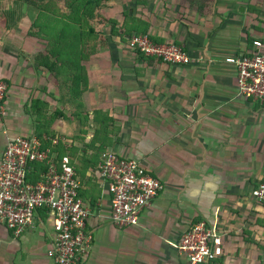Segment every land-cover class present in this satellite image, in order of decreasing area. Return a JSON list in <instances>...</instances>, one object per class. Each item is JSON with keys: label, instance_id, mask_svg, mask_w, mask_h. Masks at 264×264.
<instances>
[{"label": "crops", "instance_id": "0c3cea01", "mask_svg": "<svg viewBox=\"0 0 264 264\" xmlns=\"http://www.w3.org/2000/svg\"><path fill=\"white\" fill-rule=\"evenodd\" d=\"M132 1L137 12L117 13L121 35L106 43L110 52L81 60L87 88L79 95L69 78L65 83L36 61L41 47L31 42L30 15L16 18L12 8L1 14L8 28L0 37L7 84L0 160L9 139L38 133L42 147L68 158L89 210L91 246L77 264H186L177 244L197 222L222 240L221 255L204 264H264V200L252 194L264 182V101L238 93L235 66L225 61L254 39L264 44V4ZM136 26L157 42L182 46L191 62L141 57L125 33ZM108 151L139 161L162 184L135 224L110 219L111 196L98 170ZM32 168L28 178L40 179L43 165ZM53 237L42 209L18 236L0 222V264H54Z\"/></svg>", "mask_w": 264, "mask_h": 264}, {"label": "built area", "instance_id": "2783aa9c", "mask_svg": "<svg viewBox=\"0 0 264 264\" xmlns=\"http://www.w3.org/2000/svg\"><path fill=\"white\" fill-rule=\"evenodd\" d=\"M128 45L170 64H188L192 60L182 46L154 42L148 34L131 36ZM225 61L235 66L238 93L263 102L264 44L254 39L250 49L226 56ZM6 90V82L0 79V113L4 112ZM51 142L58 140L52 138ZM34 163H41L43 170L41 178L32 181L28 173ZM98 170L111 196L110 219L118 226L137 223L143 208L162 190L159 179L139 161L113 151L104 155ZM78 188L68 158L42 147V139L18 135L7 141L0 160V222L18 236L34 225L39 209L46 211L54 235L48 256L54 264H77L91 246V236L86 231L89 210L79 198ZM252 194L257 200H264V182ZM177 248L186 264H204L221 255L222 240L212 228L197 222L182 233Z\"/></svg>", "mask_w": 264, "mask_h": 264}, {"label": "trees", "instance_id": "16d2710c", "mask_svg": "<svg viewBox=\"0 0 264 264\" xmlns=\"http://www.w3.org/2000/svg\"><path fill=\"white\" fill-rule=\"evenodd\" d=\"M19 1L22 2L11 0L16 5ZM109 3L110 0H27V4L37 9L36 17L46 15L51 19L42 26L35 18L30 27L29 36L37 39L42 36L41 40L46 41V49L36 55V61L51 74L62 75L65 83L69 78L72 90L74 84L79 87V91H74V94L79 95L87 88L86 70L81 60L88 58L96 50L98 33L94 24L102 20L106 26L111 27L112 35H121L116 18H112L106 9ZM11 13L17 15L14 8ZM36 27L42 31L39 38L33 34ZM6 28L7 24L0 19V37ZM144 31L145 29L136 26V29L127 28L125 33L131 37ZM151 40L157 42L153 38ZM88 41L92 42L90 46L87 45ZM136 52L141 57L144 56ZM37 137L41 139L42 136L38 133ZM45 144L48 145L47 142Z\"/></svg>", "mask_w": 264, "mask_h": 264}, {"label": "rangeland", "instance_id": "374dc122", "mask_svg": "<svg viewBox=\"0 0 264 264\" xmlns=\"http://www.w3.org/2000/svg\"><path fill=\"white\" fill-rule=\"evenodd\" d=\"M253 1L255 2L254 4H258V5H261V6H263L262 4H264L263 3L264 0H257L258 2H256V0H253ZM132 3H133L132 0H110V3L107 4L108 6H107L106 9L108 10V13H109V15L112 18H116L117 13H119L121 11V9L123 11H125V10L130 11L131 13L137 12L136 9H135V7L134 8H131L130 7V5ZM20 4H21V6H20ZM11 7L14 8L15 11H17L16 14H19L20 11H25L26 14H29L30 15V20H33L32 22H34V20L36 18V21H38V23H42V26H44V23L46 24L48 20H51L50 17H48L46 15H44V16L38 15L36 17V15H37V13H36L37 9L34 8L33 6L27 4V0H22V2L19 1L18 5H16L13 2H11V0H0V19L3 18V16L1 14L3 12H5V11H8V9L11 8ZM43 18H45V19H43ZM12 19H14V18H12ZM94 26H95V28L97 30V33H98V40H97L96 50L91 55L92 56H99V55L105 54V52L109 53L110 52L109 51L110 49H109V47L106 46V43H108V42L111 43V41H114V39L112 38L113 36L111 34V27L110 26H106V24L102 20H98L94 24ZM46 31H47V29H46ZM40 32L42 33V31L39 30L37 27H36V30H35V28L33 29V34L35 36H38V38H39V36L41 34ZM48 33L51 34V31L48 30ZM259 36L260 37H263L264 35L263 34H259ZM41 38H42V36L38 40H36L35 37L34 38L31 37V42L33 41V42L36 43V41H37V44L36 45L39 46V47H41V48H38V50L42 52L43 50L46 49V41H42ZM28 39H30V38H27V40ZM91 43L92 42H89L88 41L87 42V45L90 46ZM72 153H73V151L70 150V153H68V155L69 154H72Z\"/></svg>", "mask_w": 264, "mask_h": 264}]
</instances>
